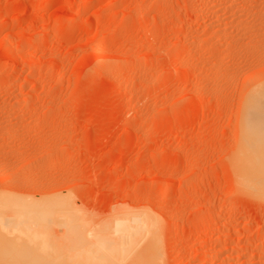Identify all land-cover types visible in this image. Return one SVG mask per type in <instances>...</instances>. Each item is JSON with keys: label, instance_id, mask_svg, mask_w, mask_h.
<instances>
[{"label": "rangeland", "instance_id": "rangeland-1", "mask_svg": "<svg viewBox=\"0 0 264 264\" xmlns=\"http://www.w3.org/2000/svg\"><path fill=\"white\" fill-rule=\"evenodd\" d=\"M257 82L264 0H0V264H264Z\"/></svg>", "mask_w": 264, "mask_h": 264}, {"label": "bare ground", "instance_id": "bare-ground-1", "mask_svg": "<svg viewBox=\"0 0 264 264\" xmlns=\"http://www.w3.org/2000/svg\"><path fill=\"white\" fill-rule=\"evenodd\" d=\"M252 88L245 99L243 141L232 162L244 188L260 197L264 196V83L257 82Z\"/></svg>", "mask_w": 264, "mask_h": 264}]
</instances>
